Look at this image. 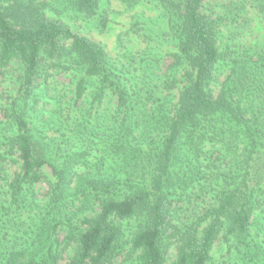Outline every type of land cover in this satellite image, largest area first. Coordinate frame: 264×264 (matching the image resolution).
<instances>
[{"label": "trees", "instance_id": "trees-1", "mask_svg": "<svg viewBox=\"0 0 264 264\" xmlns=\"http://www.w3.org/2000/svg\"><path fill=\"white\" fill-rule=\"evenodd\" d=\"M123 2L164 56L0 3V264H264V0Z\"/></svg>", "mask_w": 264, "mask_h": 264}, {"label": "rangeland", "instance_id": "rangeland-1", "mask_svg": "<svg viewBox=\"0 0 264 264\" xmlns=\"http://www.w3.org/2000/svg\"><path fill=\"white\" fill-rule=\"evenodd\" d=\"M4 1L7 0H0V3ZM34 1L46 3L48 17L65 21L78 35L88 37L104 47L113 62L127 64L129 60L132 65L134 61L132 59L139 58L138 56L142 53L145 54V50H148L147 53L151 57L164 56L166 50L173 46L167 43L159 44L154 41L156 33L152 35L151 31L146 30L148 20L156 16V11L150 10L147 2L128 9L123 0H101L99 14L94 18L85 19L69 10L66 2L62 3L60 0ZM103 14L107 21L104 29L100 27ZM161 26V23L155 22L152 27L153 32L159 31ZM162 60L161 69L163 70L170 64L171 59L165 56ZM110 63L112 64L111 61ZM59 81L64 88L69 86V78L61 77ZM219 257L220 252H217L214 261L218 262Z\"/></svg>", "mask_w": 264, "mask_h": 264}]
</instances>
